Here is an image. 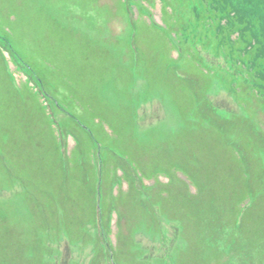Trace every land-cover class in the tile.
Returning <instances> with one entry per match:
<instances>
[{
    "label": "rangeland",
    "instance_id": "rangeland-1",
    "mask_svg": "<svg viewBox=\"0 0 264 264\" xmlns=\"http://www.w3.org/2000/svg\"><path fill=\"white\" fill-rule=\"evenodd\" d=\"M117 13L127 17L126 2L0 0V37L7 35L14 51L29 57L51 101L64 96L85 125L69 117L59 124L58 138L38 92L28 83H14L0 63V247L8 241L32 242L29 224L46 217L62 226L58 235L79 264L91 250L97 227L106 240L113 211L115 264H149L154 256L163 259L161 264H173V257L191 264L187 247L193 238L187 232L196 213L187 202L195 196L179 172L198 189L208 184L210 193L226 201L237 164L234 150L219 142L206 117L185 115L197 103L192 93L206 97V74L192 64L186 71L194 86L177 78V69H185L178 67L181 60L169 59L167 36L149 30L143 19L137 22L143 52L133 67L124 51V31L117 33L123 27ZM152 13L158 18L159 7ZM222 91L215 99L226 106ZM69 138L72 143L64 151ZM244 190L240 184L228 201L236 203ZM152 223L163 235L175 226L177 238L164 236L163 246L150 247ZM38 225L35 232L44 234L45 224Z\"/></svg>",
    "mask_w": 264,
    "mask_h": 264
},
{
    "label": "trees",
    "instance_id": "trees-1",
    "mask_svg": "<svg viewBox=\"0 0 264 264\" xmlns=\"http://www.w3.org/2000/svg\"><path fill=\"white\" fill-rule=\"evenodd\" d=\"M154 0H151V2H153ZM240 3L239 0H217L216 1V6L219 9L220 13L222 14V16L228 17V28L227 29H223V32L219 34V36L217 37L215 43H219L222 42L223 44L221 45L222 48H224V51H226V49L232 50L234 52H236L237 58L241 61L245 63V58H244V47H243V35H242V24L238 23L239 17L238 14L236 13L234 16L230 15V10L226 11V7H230V6H235L236 4ZM166 17L168 16V14H165ZM226 26V25H225ZM225 31L227 33V35H225ZM235 31H241L239 32V36L236 38V40H232L229 39V35L232 34ZM186 39H190L189 37H186ZM214 46H210L209 50L213 51ZM218 50H219V46H218ZM243 51V53H242ZM208 77H210V79H212V77L210 75H208ZM241 107H245L246 110L245 111L243 109H241L244 112H247L246 114L249 115V104H248V93L245 94L244 96V100H242V102L239 103ZM242 122V126L243 127H250V116L248 118V121L246 120H241ZM237 127H238V116L236 114H232L229 113L226 115V131H229L235 135H238L237 132ZM231 133H228L227 135H232ZM245 144L246 147L249 148V152L251 154H253L252 151V139H251V130H247V134L245 137ZM251 177V176H248ZM247 177V178H248ZM253 178V183L251 185H253L254 189H253V198L255 200H257L256 197V185H255V174L252 176ZM245 183L248 184V180L245 181ZM250 216H247L243 223L249 218ZM230 228V226H228L227 228H223V230L226 231V229ZM233 235L227 236L228 238H231Z\"/></svg>",
    "mask_w": 264,
    "mask_h": 264
}]
</instances>
